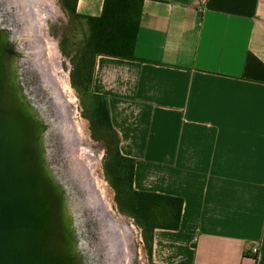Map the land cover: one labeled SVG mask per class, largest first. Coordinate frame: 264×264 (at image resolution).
Listing matches in <instances>:
<instances>
[{
    "label": "crops",
    "instance_id": "obj_1",
    "mask_svg": "<svg viewBox=\"0 0 264 264\" xmlns=\"http://www.w3.org/2000/svg\"><path fill=\"white\" fill-rule=\"evenodd\" d=\"M134 52L146 61L97 55L91 89L134 189L182 198L153 262L264 264V0H144Z\"/></svg>",
    "mask_w": 264,
    "mask_h": 264
},
{
    "label": "water",
    "instance_id": "obj_2",
    "mask_svg": "<svg viewBox=\"0 0 264 264\" xmlns=\"http://www.w3.org/2000/svg\"><path fill=\"white\" fill-rule=\"evenodd\" d=\"M8 32L0 26V264H86L71 187L47 158L53 122L16 92L10 59L22 57Z\"/></svg>",
    "mask_w": 264,
    "mask_h": 264
},
{
    "label": "rangeland",
    "instance_id": "obj_3",
    "mask_svg": "<svg viewBox=\"0 0 264 264\" xmlns=\"http://www.w3.org/2000/svg\"><path fill=\"white\" fill-rule=\"evenodd\" d=\"M35 1H38L41 4H43V1H45L44 4L46 5L45 7H47L45 16H43L42 12H40V8L42 7L41 4L38 3V5L34 2L29 5L28 14H26L28 18L20 24V28L12 27L13 29H11L8 26V29L15 31L13 32L15 37L14 41L21 48L23 47L25 52L32 51V49L35 48L38 43H42V49H34V53L37 56L33 61V67L39 70V75L41 74L44 76V80L48 89H53V92L58 95L57 101L60 102L61 106L63 105V116H66L67 125L68 127L70 126L72 133L71 141L68 142L66 151L62 152L66 160V168L68 169L69 175L71 176L72 180H76L80 186H83L85 192H87L89 195L93 194L98 197L99 201H95L98 204L101 215L103 217H105V215L111 217L112 225L114 224L120 234L121 230L123 232L125 230L126 240H124V237L122 238L121 236L123 233L121 235L119 233L118 234L123 240V244L125 241L126 244L128 243L130 245L129 252L125 245L123 248L126 250L121 249V247L117 245L114 250L110 252L108 262L110 261L111 264L116 262H119V264H126V262L127 264H149L147 252L144 247L141 228L132 217L119 211L117 203L114 200L115 191L112 188L110 176H108L104 170V163L108 155L106 152V144L102 139L99 138V132L97 131L93 133L90 127L92 103L90 96L91 90H86L84 87L76 86L71 83V73L75 63V53L82 42L84 29L81 27V25H79V21L70 19L68 14L61 6V0ZM51 14L54 15L52 16ZM2 19L3 17L0 15V20ZM30 20L32 22L28 25ZM31 24H34V27ZM33 31L35 32L33 33ZM45 38L47 40H45ZM22 41H24L23 44ZM49 41L54 48L52 50V53L55 52L54 54L50 53L49 51L47 43ZM20 52L21 57L23 58L24 52L21 50ZM49 56H54L55 58H53L55 60ZM51 71L55 73H52L55 76L51 75ZM50 83H53V85ZM82 124H84V127ZM106 188L108 189L107 192H105ZM103 189L105 193L102 191ZM102 206L106 212L102 210ZM120 222L122 223L120 224ZM107 239L108 238L104 236V240ZM115 242H119L117 241V236ZM126 251L127 253H124Z\"/></svg>",
    "mask_w": 264,
    "mask_h": 264
},
{
    "label": "trees",
    "instance_id": "obj_4",
    "mask_svg": "<svg viewBox=\"0 0 264 264\" xmlns=\"http://www.w3.org/2000/svg\"><path fill=\"white\" fill-rule=\"evenodd\" d=\"M76 1L61 0L70 19L79 21L84 29L82 42L75 53L71 83L91 90L90 127L93 133L99 132V138L106 144L108 155L104 170L110 176L114 200L119 211L132 217L140 226L149 264H158L152 260L153 231L155 228L178 229L182 198L134 189V159L120 154L118 136L110 123L107 99L91 89L97 55L146 61L134 52L144 0H103L99 16L77 14Z\"/></svg>",
    "mask_w": 264,
    "mask_h": 264
},
{
    "label": "bare ground",
    "instance_id": "obj_5",
    "mask_svg": "<svg viewBox=\"0 0 264 264\" xmlns=\"http://www.w3.org/2000/svg\"><path fill=\"white\" fill-rule=\"evenodd\" d=\"M34 2L36 4H38V3L41 4L40 2L35 1V0H0V15L3 17V19L0 20V23L3 25L9 26L11 29H13L12 27L20 28V24L28 18L26 14H28L29 5L34 3ZM44 3H45V1H43V4H41L42 7L40 8V12H42L43 16H45V13L47 11V7H45L46 5ZM31 8H32V6H31ZM51 15L53 16L54 14H51ZM31 22L32 21L30 20V22H28V25ZM38 27H40V26H38ZM35 31H33V33ZM40 31H41V29H40ZM11 32L13 34V32H15V31L11 30ZM38 33H39V31H38ZM1 34H2L1 36H3V38L6 39L4 33H1ZM40 38H42V37H40ZM14 40H15V37L10 35V40H8V41H10L15 46V48L17 47V50H19V51L21 50L24 52V56L22 58L23 64L26 66V69L30 72V76L33 79H35V81H36L35 85L37 86V89H34L35 90L34 95H35V93H36V95H38L37 93H39V96H41V101H42L41 104L44 105V110H45L46 116L48 118H50L53 122V127L50 129L51 133H49V135L47 136V138H46L47 141L45 140V143L48 146L47 158H48V160H50L52 162V164H54L57 167L54 169L55 173H57V175L63 177L69 183L68 184L69 187H71L72 195H71V198L68 200L69 205H70L68 212H69V214H71V213L73 214L74 221L77 225V229L79 231L82 229V231H83V236H82L81 242L83 243V246H84V249L86 250V252L89 253V257L88 258L86 257V264H107V263L109 264L110 261L108 262V260L110 257V252L113 251L117 245H119L121 247V249H125V248H123L125 245L128 252L130 250V245L128 243L126 244L125 241L123 244V240L119 236L120 233L118 232V230L114 226V224L112 225L111 217H108L107 215H105V217H103L101 215V211L98 207V204L96 203V201H99L98 197H96V195H93V194L89 195L87 192H85L83 186H80L76 180H72L71 176L69 175L68 169L66 168V166H67L66 160H65V157L62 154V152L66 151L67 144L69 141H71L72 133L70 130V126L68 127V125H67L66 116L65 115L63 116V114H64L63 105L61 106L60 102L57 101L58 95H56L55 92H53V89L52 90L48 89L47 84L44 80V76L41 74L39 75V73H40L39 70H37V68L33 67V65H34L33 61L37 56L34 53V49H36V50H37V48L42 49V46H41L42 43L41 42L38 43V45L35 46V48H33L32 51L25 52L23 50V47L21 48L18 44H16V42ZM45 40H47V39L45 38ZM23 43H24V41H22V44ZM47 43H48L49 51H50V53H52L53 52L52 50L54 48H53L52 44L50 43V41ZM54 53H52V54H54ZM46 54H48V53H46ZM49 57H51V56H49ZM53 57L54 56H52L51 58H53ZM15 59H16L15 57L10 59V66H9L10 70L9 71H11V67H13V65L16 64L17 60H15ZM46 70H48V69H46ZM52 71H53V68H52ZM52 71H51V75L55 74ZM54 71H56V70H54ZM10 76H11V72H10ZM53 76H55V75H53ZM62 84H63V82H62ZM51 85H53V83ZM63 89H65V88H63ZM71 121H72V119H71ZM73 124H75V123H73ZM82 126L84 127V124H82ZM83 131H84V129H83ZM99 187H100V185H99ZM102 191L104 192V189ZM107 191H108V189L106 188L105 192H107ZM102 210L106 212L104 207L102 208ZM121 223L122 222H120V224ZM121 234L120 235L122 236V238L124 237V240H126L125 230H124V232L121 230ZM104 236H106L108 239L104 240ZM116 236H117V241H119L118 243H120V244L115 242ZM124 253H127V251ZM125 256H126V254H125ZM110 264H111V262H110ZM114 264H119V262L118 263L116 262ZM126 264H127V262H126Z\"/></svg>",
    "mask_w": 264,
    "mask_h": 264
},
{
    "label": "flooded vegetation",
    "instance_id": "obj_6",
    "mask_svg": "<svg viewBox=\"0 0 264 264\" xmlns=\"http://www.w3.org/2000/svg\"><path fill=\"white\" fill-rule=\"evenodd\" d=\"M0 26H2V28L8 29V26L3 25L1 23ZM8 33V37L7 34L5 35V37L7 40H10V35H14L12 34L11 30H9ZM12 68L13 73L15 75L14 85L16 87V92H18L19 94H23L24 97L29 100H32V102L35 101L37 103H42L41 96H39V93H37L38 95H36V93L34 95V89H37V86L35 85L36 81L30 76V72L26 69V66L23 64V59L21 58L18 60V62L16 61V64L13 65Z\"/></svg>",
    "mask_w": 264,
    "mask_h": 264
},
{
    "label": "built area",
    "instance_id": "obj_7",
    "mask_svg": "<svg viewBox=\"0 0 264 264\" xmlns=\"http://www.w3.org/2000/svg\"><path fill=\"white\" fill-rule=\"evenodd\" d=\"M250 253L253 254V255H255L257 253V247L256 246L251 247L250 248Z\"/></svg>",
    "mask_w": 264,
    "mask_h": 264
}]
</instances>
